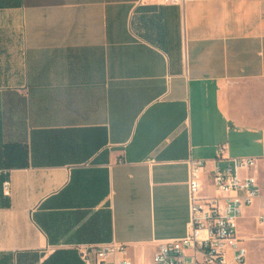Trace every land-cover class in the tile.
Here are the masks:
<instances>
[{"label":"crops","instance_id":"obj_1","mask_svg":"<svg viewBox=\"0 0 264 264\" xmlns=\"http://www.w3.org/2000/svg\"><path fill=\"white\" fill-rule=\"evenodd\" d=\"M220 144L264 156V0L0 7V264H85L111 242L153 264L186 233L188 160L212 194Z\"/></svg>","mask_w":264,"mask_h":264},{"label":"built area","instance_id":"obj_2","mask_svg":"<svg viewBox=\"0 0 264 264\" xmlns=\"http://www.w3.org/2000/svg\"><path fill=\"white\" fill-rule=\"evenodd\" d=\"M179 4L184 0H163ZM205 160H188V221L183 237L162 240L153 255V264H247V250L238 233L244 211L260 197V186L250 172L264 165V156L228 157L226 146L216 148L210 170L212 194H201V172ZM2 193L9 195L6 176ZM264 224V213L257 216ZM85 264H134L124 244L106 243L81 250Z\"/></svg>","mask_w":264,"mask_h":264},{"label":"rangeland","instance_id":"obj_3","mask_svg":"<svg viewBox=\"0 0 264 264\" xmlns=\"http://www.w3.org/2000/svg\"><path fill=\"white\" fill-rule=\"evenodd\" d=\"M230 144L231 156L245 153H258L259 151L256 147L250 148V150H244V146L239 145L235 140H230ZM260 185L262 187L261 180ZM256 215L258 214L251 212L245 219L243 229L240 230V234L246 239L245 244L248 249L247 264H264V228L258 224ZM137 264H150V259L145 257L142 260H138Z\"/></svg>","mask_w":264,"mask_h":264},{"label":"trees","instance_id":"obj_4","mask_svg":"<svg viewBox=\"0 0 264 264\" xmlns=\"http://www.w3.org/2000/svg\"><path fill=\"white\" fill-rule=\"evenodd\" d=\"M20 0H0V7L18 4Z\"/></svg>","mask_w":264,"mask_h":264}]
</instances>
